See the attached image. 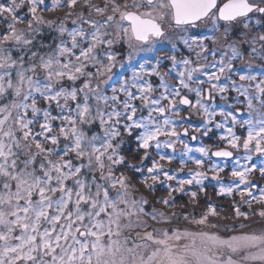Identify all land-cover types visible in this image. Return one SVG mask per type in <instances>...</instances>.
I'll return each instance as SVG.
<instances>
[{"label": "snow or ice", "instance_id": "snow-or-ice-1", "mask_svg": "<svg viewBox=\"0 0 264 264\" xmlns=\"http://www.w3.org/2000/svg\"><path fill=\"white\" fill-rule=\"evenodd\" d=\"M252 224L264 0H0V264H264Z\"/></svg>", "mask_w": 264, "mask_h": 264}, {"label": "rangeland", "instance_id": "rangeland-1", "mask_svg": "<svg viewBox=\"0 0 264 264\" xmlns=\"http://www.w3.org/2000/svg\"><path fill=\"white\" fill-rule=\"evenodd\" d=\"M193 122L194 123H196V121H195V119L193 120ZM193 144L195 145V142H193ZM194 155H198V154H194ZM171 167H173V168H175L176 167V164L175 163H173L172 165H171ZM192 167H194V166H192ZM185 172H187V169L185 170ZM181 175H184V174H181ZM224 175V179L227 181L228 180V176H227V174L225 173V174H223ZM215 182L214 181H206V184L208 185V193H209V195L212 197V199H213V202H215V203H217V202H228V201H230V199L229 200H221V199H218V198H216L215 197V195H214V190H213V188H212V184H214ZM158 194L159 195H163V194H165L164 193V188L163 187H160V188H158ZM184 199L186 200L187 199V197H184ZM237 200H239V198L237 197L236 198ZM157 207H162L161 205H156ZM225 214H226V212H228V209H229V205H228V207L226 206L225 208ZM261 225V226H260ZM260 225H253L252 226V228H256V229H258V228H262V227H264V224H260ZM170 227H174V228H179V229H181V230H183V229H188L189 231H199V230H201L198 226H188V225H185L184 227H179L177 224H174L173 226L171 225ZM205 230H207V231H211V232H215V231H218V230H216V229H205ZM248 230H251V229H246V231H248ZM224 233H222L221 232V235H223ZM179 246H183V245H185V244H189L190 243V241L189 240H187V239H181L180 241H178V242H176Z\"/></svg>", "mask_w": 264, "mask_h": 264}, {"label": "trees", "instance_id": "trees-1", "mask_svg": "<svg viewBox=\"0 0 264 264\" xmlns=\"http://www.w3.org/2000/svg\"><path fill=\"white\" fill-rule=\"evenodd\" d=\"M160 187H163V186H158V188H160ZM239 198V197H238ZM217 203H221V204H223L224 205V208L227 206L228 207V205L230 204V201H228V202H217ZM168 211H172V210H168ZM223 214H225V212L223 213ZM226 214H229V211L228 212H226ZM259 218L258 217H253V220H258ZM212 222H217V223H225V221H216V220H213ZM229 223L231 222V221H228ZM237 223H239V221H237ZM174 225V224H173ZM172 225V226H173ZM179 227H184L185 225H188V226H194V225H189V224H187L186 222H183V221H181L180 223H178L177 224ZM253 225H260V224H252V226ZM261 226V225H260ZM217 230V229H216Z\"/></svg>", "mask_w": 264, "mask_h": 264}]
</instances>
